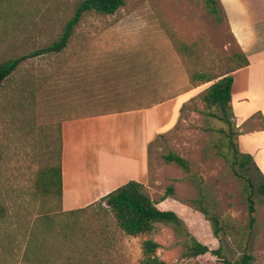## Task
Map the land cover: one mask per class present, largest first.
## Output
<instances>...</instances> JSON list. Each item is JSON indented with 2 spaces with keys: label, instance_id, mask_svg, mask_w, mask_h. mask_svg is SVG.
I'll return each mask as SVG.
<instances>
[{
  "label": "rangeland",
  "instance_id": "374dc122",
  "mask_svg": "<svg viewBox=\"0 0 264 264\" xmlns=\"http://www.w3.org/2000/svg\"><path fill=\"white\" fill-rule=\"evenodd\" d=\"M80 1L0 0V64L25 58L0 84V264H143L146 240L160 245L154 256L166 264H222L210 254L185 257L188 233L210 249L221 246L228 260L246 252L264 264V196L256 191L264 155L246 167L234 163L233 147L245 154L237 137L243 133L232 119L227 125L202 114L209 84L190 79L195 71L221 75L236 66L230 56L239 48L221 15H211L203 0H126L112 15L84 14L61 52L32 56L59 38ZM175 97L180 107L146 146L142 185L160 208L181 217L184 232L160 225L127 236L104 205L62 212L55 170L47 177L51 193L38 186L46 169L58 167L62 121L117 110L119 102L147 107ZM258 117L250 120L258 124ZM113 125L104 129L110 134ZM170 152L201 178V202L180 168L163 160Z\"/></svg>",
  "mask_w": 264,
  "mask_h": 264
},
{
  "label": "crops",
  "instance_id": "0c3cea01",
  "mask_svg": "<svg viewBox=\"0 0 264 264\" xmlns=\"http://www.w3.org/2000/svg\"><path fill=\"white\" fill-rule=\"evenodd\" d=\"M219 1L229 34L248 61L247 66L230 73L232 120L243 133L237 137L245 154L263 156L264 0ZM181 100L175 97L148 108L91 113L62 121V212L84 209L129 181L142 184L147 177L146 146L170 119L172 108L180 107ZM255 115L259 116L258 124L250 120ZM109 121L117 123L110 134L104 129Z\"/></svg>",
  "mask_w": 264,
  "mask_h": 264
},
{
  "label": "trees",
  "instance_id": "16d2710c",
  "mask_svg": "<svg viewBox=\"0 0 264 264\" xmlns=\"http://www.w3.org/2000/svg\"><path fill=\"white\" fill-rule=\"evenodd\" d=\"M126 3V0H81L75 7L72 15L65 22L59 38L54 41L47 48L34 53L32 56H37L43 53H59L66 48L74 29L82 20L84 14L86 13H97L99 15L107 16L114 14L117 10L122 8ZM206 10L213 16L218 17L221 15L223 22L227 26V18L225 11L219 0H203ZM182 48H185L184 46ZM231 60L236 63V66L232 68L227 73L221 75H214L207 71H195L190 79L192 84L200 83L209 84L202 93L201 100L204 103V110L202 111L203 115L218 118L227 125H231V119L233 118V113L230 107L231 101V87L233 79L230 73L243 68L248 65V61L245 55L238 49L237 52L233 53L230 56ZM25 58L11 59L0 64V84L1 82L8 77L12 72L15 71L17 66ZM197 87V85H195ZM125 102L124 98H121ZM156 100L151 101L148 106H143L145 103H137L132 105H124V103L119 102V109L113 111H126L134 110L141 108H148L155 104L164 102L165 100L157 101L155 104H151ZM148 103V102H147ZM146 103V104H147ZM151 104V105H150ZM216 109L219 113L211 112V110ZM110 111V112H113ZM61 140V139H60ZM60 152L61 144L59 149V159L58 167H51L44 171L40 178H38L39 187L42 191L46 193H51L50 185L52 181H49L48 174L50 171L55 170L59 176V185L60 190L56 192L61 199L62 184H61V167H60ZM233 156L234 163L238 164L240 167H246L247 163H253V159L248 154H240L237 147H233ZM163 160L167 164H173L180 168L183 172L186 179H188L199 192L201 200L204 198L202 193L203 186L201 185V178L194 174L190 173L188 162L174 152H170L167 155H164ZM249 182V180H247ZM250 188H252L251 184ZM256 191L264 196V177L263 182L259 184L256 188ZM172 189H168L163 198L167 196ZM99 204L100 208L102 205L107 207L108 212L112 215L116 226L119 230L131 237H138L140 235L151 234L155 232L158 226L169 227L175 233L179 234L181 231H185L186 226L181 217L173 210L161 209L158 207V203L149 198L144 192L143 185L139 182L129 181L126 184L116 188L98 202L90 205L93 206ZM90 206L86 207L89 208ZM84 209L71 211L69 213H75L83 211ZM202 210V209H201ZM204 213L206 211L202 210ZM249 212V222L248 228L251 230L254 222V203L251 198H249L248 204ZM205 215V214H204ZM210 220V219H209ZM211 227L213 230V236L217 238L219 227L217 220L214 217H211ZM189 238L188 243H184L182 246L184 248L183 255L188 258H197L199 256L210 254L217 259L222 260V264H253V256L246 252H242L239 257L235 260H228L222 254L221 246L216 249H210L207 245L201 243L195 237L187 234ZM160 245L153 240H146L143 242V254L144 260L143 264H166L163 261L159 260L154 253L159 249Z\"/></svg>",
  "mask_w": 264,
  "mask_h": 264
}]
</instances>
